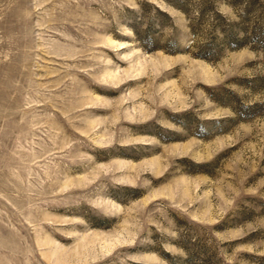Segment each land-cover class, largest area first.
<instances>
[{
  "label": "rangeland",
  "instance_id": "obj_1",
  "mask_svg": "<svg viewBox=\"0 0 264 264\" xmlns=\"http://www.w3.org/2000/svg\"><path fill=\"white\" fill-rule=\"evenodd\" d=\"M0 264H264V0H0Z\"/></svg>",
  "mask_w": 264,
  "mask_h": 264
}]
</instances>
